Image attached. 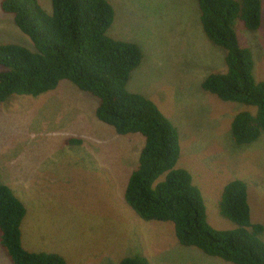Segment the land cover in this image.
Here are the masks:
<instances>
[{
  "label": "rangeland",
  "instance_id": "obj_1",
  "mask_svg": "<svg viewBox=\"0 0 264 264\" xmlns=\"http://www.w3.org/2000/svg\"><path fill=\"white\" fill-rule=\"evenodd\" d=\"M2 1L0 44L31 49L13 16L2 12ZM108 1L116 16L107 35L137 43L144 53L127 89L154 101L179 129L181 156L175 169L186 168L204 180L199 178L211 226L220 231L238 227L219 210L223 191L234 180L246 183L252 222L264 226V132L254 143L238 147L233 119L256 109L222 102L202 89L209 75L225 73L227 67L226 52L203 32L199 1ZM39 3L52 13V0ZM235 27L241 46L253 54V83L264 82V0L258 31H247L239 21ZM97 106L96 98L67 80L38 97L13 96L0 104V183L11 186L27 206L25 247L59 253L69 264H119L135 254L134 247L138 250L131 241L135 236L146 253L148 236L159 250L157 264H232L182 247L171 223L144 221L126 204L125 187L138 166L144 138L119 137L96 118ZM71 138L81 145L67 144ZM187 161L196 172L186 167ZM134 223L140 230L128 225ZM260 237L264 241V234ZM0 264H11L1 247Z\"/></svg>",
  "mask_w": 264,
  "mask_h": 264
},
{
  "label": "trees",
  "instance_id": "obj_2",
  "mask_svg": "<svg viewBox=\"0 0 264 264\" xmlns=\"http://www.w3.org/2000/svg\"><path fill=\"white\" fill-rule=\"evenodd\" d=\"M198 1L203 32L226 52L227 67L225 73L209 75L202 89L222 102L256 109L255 114L251 110L239 113L232 123L235 144L248 146L264 132V82L253 83V54L241 46L235 24L239 21L246 30L258 31L263 26V0ZM1 8L13 16L33 47L0 44V104L13 96L38 97L64 80L97 97L96 118L119 137L144 138L138 166L124 192L127 205L140 219L172 223L182 247L229 263L264 264L260 237L264 226L252 222L246 183L234 180L225 187L220 214L238 227L220 231L208 221L201 182L186 168L173 170L181 154L179 132L154 101L128 91L131 74L143 63L144 53L134 43L107 35L116 16L111 2L52 0L51 14L39 0H3ZM66 143L80 146L82 141L71 138ZM187 166L194 165L187 161ZM167 172L165 181H156ZM27 215L26 204L11 186L0 183V247L11 264H69L59 253L24 247ZM150 263L140 254L120 262Z\"/></svg>",
  "mask_w": 264,
  "mask_h": 264
},
{
  "label": "clouds",
  "instance_id": "obj_3",
  "mask_svg": "<svg viewBox=\"0 0 264 264\" xmlns=\"http://www.w3.org/2000/svg\"><path fill=\"white\" fill-rule=\"evenodd\" d=\"M1 10H2V8H1ZM7 15V14H6ZM248 31V30H247ZM251 32V31H250ZM256 32V31H255ZM126 42H130V41H126ZM130 43H134V42H130ZM134 44H136V45H138L137 43H134ZM212 44V43H211ZM213 45V44H212ZM139 46V45H138ZM214 46V45H213ZM140 47V46H139ZM254 59V58H253ZM262 62H263V60H262ZM254 70V69H253ZM74 85V84H73ZM75 86V85H74ZM76 87V86H75ZM83 92V91H82ZM206 93V92H205ZM208 94V93H207ZM90 95V94H89ZM211 95V94H210ZM92 97H94V98H96L97 100H98V106H99V103H100V101H99V99L97 98V97H95V96H93V95H91ZM213 96V95H212ZM96 101V100H95ZM97 102V101H96ZM97 106V107H98ZM227 111V110H226ZM229 114L227 113V116H228ZM169 119V118H168ZM170 120V119H169ZM171 121V120H170ZM172 122V121H171ZM173 123V122H172ZM173 125H174V123H173ZM175 126V125H174ZM176 127V126H175ZM177 128V127H176ZM177 130H178V132H179V129L177 128ZM179 135H180V133H179ZM141 137V136H140ZM143 138V137H142ZM180 156H181V154H180ZM179 159H180V157H179ZM179 159H178V161H179ZM178 161H177V163H176V165L178 164ZM163 162V161H162ZM162 164V163H161ZM176 165L174 166V171H179V170H176L175 168H176ZM136 167V166H135ZM193 168V170L196 172V168H195V166H193L192 167ZM180 170H183V169H180ZM132 173V172H131ZM168 173L169 172H167V173H164L163 175H161L156 181L157 182H161V181H165L166 180V177H167V175H168ZM131 175V174H130ZM130 177V176H129ZM164 178V179H163ZM201 180H202V182H204V180L201 178V177H199ZM199 178H197L198 180H199ZM200 181V180H199ZM128 182V181H127ZM201 182V181H200ZM127 184V183H126ZM126 188V187H125ZM118 189H120L121 190V187L120 186H118ZM223 195V194H222ZM124 200H125V197H124ZM126 202V201H125ZM127 204V203H126ZM48 210H50L51 212H53L54 211V209L53 208H49ZM27 218V217H26ZM26 220V219H25ZM163 223H165V222H163ZM172 224V223H171ZM129 226H133V227H136L138 230H140L139 228V226L137 225V224H132V225H130V224H128ZM173 225V224H172ZM174 226V225H173ZM132 230V229H131ZM133 232H134V230H132ZM135 234V233H134ZM174 234H175V229H174ZM176 237V236H175ZM146 239H147V241H148V243H149V249L146 251V253L145 252H142L141 250H140V246L137 244V238H136V236H135V238L133 239V240H131L134 244H135V246H138V250H136L135 249V247H134V250L136 251L135 252V254H140V255H142V256H145V257H149L151 260H152V262H153V264H157V260H156V256H157V253H159V250H156V249H154V248H152L151 247V245H150V242H149V240H148V236H146ZM178 241V240H177ZM23 245H24V236H23ZM24 247H25V245H24ZM122 247V246H121ZM26 248V247H25ZM27 249V248H26ZM27 250H29V249H27ZM31 251V250H30ZM120 252H121V250H120ZM130 254H133V253H130ZM63 256V255H62ZM64 257V256H63ZM121 257V256H120ZM119 257V258H120ZM126 257V256H125ZM65 258V257H64ZM148 258V259H149ZM66 259V261H67V258H65ZM123 259V258H122ZM121 259V260H122ZM149 259V260H150ZM121 262V261H120ZM120 264V263H119ZM167 264V263H166ZM170 264V263H169ZM232 264H234V263H232Z\"/></svg>",
  "mask_w": 264,
  "mask_h": 264
}]
</instances>
